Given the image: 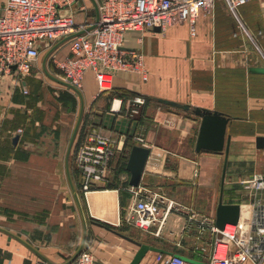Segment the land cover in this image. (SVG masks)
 Masks as SVG:
<instances>
[{"label": "crops", "instance_id": "obj_1", "mask_svg": "<svg viewBox=\"0 0 264 264\" xmlns=\"http://www.w3.org/2000/svg\"><path fill=\"white\" fill-rule=\"evenodd\" d=\"M2 3L0 0V5ZM63 12L73 14L78 23L95 22V9L90 0H80ZM236 15L242 29L237 27L238 20L224 2L214 0L211 12L196 18L194 36L190 35L185 22L160 31L146 29L141 33H126L122 49L141 53L146 80L135 73L120 71L114 75L110 88L100 92L93 74L85 73L79 88L80 97L77 95L79 110L80 100L83 104L82 134L93 126L115 141L118 149L112 160L109 185L120 183L115 189L108 186L84 196L78 193L84 222L67 176L69 154L75 144L73 141L68 151L74 125L67 112L62 111L67 109L63 107L62 93L64 90V96H69L70 103L73 102L76 98L70 93L71 88L44 73L42 56L29 76L22 79L0 76V264H41L42 260L14 237L27 243L51 264H66L80 247L91 254L93 264H130L138 247L107 229L165 253L187 258L184 253L194 254L197 264H205L213 236L208 229L199 233L187 218L189 211H194L214 220L218 199L216 203L207 201L201 205L194 199L202 186L212 183L223 155L207 160L208 154L194 152L199 119L193 121L155 109V117L166 131H176L180 140L193 142L194 155L189 157L157 148L140 132L139 136L145 138L150 149L137 188L175 204L159 230L157 224L150 233L141 232L125 222L132 196L126 190L130 178L126 164L131 149L126 151L124 145L132 132L142 128L143 121L141 115L129 119L124 109L129 98L141 95L146 99V107L142 108L144 115L151 111L148 104L159 99L229 116L231 121L225 133L230 138L228 171L250 160L245 155L250 153L246 149L251 145L256 152L262 151L255 148V138L264 137V132L249 129L264 130V117L251 125L249 121L239 120L235 124L231 115L242 112L235 107L238 100L244 102L243 113L264 114L261 112L264 111V73L250 71L251 67L264 68V0L246 2L237 9ZM65 54H68V46L62 43L50 55L62 58ZM50 55L45 60V69L57 78L60 73ZM41 74L59 86L51 98L52 107L42 100L45 86ZM23 87L31 92V97L23 94ZM34 94L38 96L31 102ZM119 100L122 101L120 114L109 113L112 101L117 105ZM31 119L32 125L29 124ZM16 136L18 139L13 144ZM130 145L141 146L136 142ZM122 167L125 171L118 173ZM263 169L261 160L254 164L249 176ZM31 178L34 184H27ZM69 179L77 183L74 170ZM226 185L222 202L242 206L243 218L242 209L239 217L242 221L253 197L245 191H227ZM232 192L235 196H231ZM158 255L166 254L147 252L139 264H159Z\"/></svg>", "mask_w": 264, "mask_h": 264}, {"label": "built area", "instance_id": "obj_2", "mask_svg": "<svg viewBox=\"0 0 264 264\" xmlns=\"http://www.w3.org/2000/svg\"><path fill=\"white\" fill-rule=\"evenodd\" d=\"M80 0H3L0 5V76L22 79L31 74L41 52L49 51L64 38L68 54L62 58L50 55L62 81L78 90L86 72L93 74L100 92L110 88L117 72L135 73L146 80L147 75L138 50L123 51L125 34L141 33L146 29L160 30L185 22L191 36L195 35V20L210 13L214 0H99L98 20L95 26L76 22L73 14L63 10ZM235 15L237 9L250 0H222ZM237 27L242 29L238 20ZM22 92L27 94L23 87ZM122 101H112L109 113L120 114ZM145 98L134 95L126 101L125 116L138 117ZM20 132V131H18ZM139 136V135H137ZM133 140L150 149L142 137ZM73 159L77 173L78 191L84 196L92 190L106 187L110 182L111 164L117 145L111 137L96 127H89ZM140 146V147H141ZM243 191L253 197L248 213L237 225L215 227L214 220L189 211L187 221L196 225L198 232L208 229L213 236L207 247L205 264H264V169L241 183ZM132 206L125 218L127 225L150 233L158 230L175 204L162 196L138 188L128 187ZM158 231L156 232V234ZM159 264H192L177 256L158 255ZM43 264V263H42ZM47 264V263H45ZM69 264H93L91 254L81 250Z\"/></svg>", "mask_w": 264, "mask_h": 264}, {"label": "water", "instance_id": "obj_3", "mask_svg": "<svg viewBox=\"0 0 264 264\" xmlns=\"http://www.w3.org/2000/svg\"><path fill=\"white\" fill-rule=\"evenodd\" d=\"M92 4L94 5L95 9V22L89 26L88 29H91L95 26L97 20H98V8L95 0H90ZM156 31H160L159 27L154 28ZM70 38H64L59 43H57L55 46H53L44 56L43 60V70L44 73L51 78L52 80L59 82L71 89L74 90L75 93L80 97V93L78 90L71 87L68 83L56 78L55 76L50 75L46 69H45V60L49 56V54L60 44L64 43L66 40ZM251 72H258V73H264V68L260 67H251ZM80 110L77 122L75 124L73 134L70 140V144L68 146V151L71 148V145L75 139L76 133L78 131L80 122H81V116L83 113V104L80 100ZM156 102H158L161 105H165L174 109H179L185 113H189L193 115L194 117L199 119V127H198V133L195 141V147L194 152L196 154H199L201 152H207V153H219L223 154V164H222V171H221V182H220V191H219V197L217 201V206L215 209V216H214V222L215 227L218 230H222L225 225H237L240 217V211L242 209V206L240 205H227L222 202V192H223V185H224V176L227 166V157L229 152V144H230V138L225 136L226 133V127L229 124L230 117L224 114H221L216 111H209L206 109H200V108H192L188 105H180L174 102L166 101V100H159L157 99ZM18 137H14L12 142L13 144L16 143ZM255 148L257 150H263L264 149V137H256L255 138ZM149 151L143 147L139 146H133L129 152L127 164H126V171L129 173L130 178L128 185L129 187L137 188L140 182V178L143 173V169L148 157ZM67 176L69 180V184L75 199V202L80 210L83 222L84 217L81 210L80 201L78 199L77 193L75 189L73 188V185L69 179V173L67 171ZM94 225L102 227V225L94 222ZM85 226V225H84ZM107 229V228H106ZM1 230V229H0ZM108 231L115 233L119 237L127 240L128 242L132 243L133 245L138 247V251L134 255L132 261L130 264H139L140 261L144 258L147 252H153L156 254H166L167 256H177L183 259L186 262L197 264L195 260H192L190 258L179 256V255H173L171 253H165L160 249H156L147 245H143L135 240H132L128 237L123 236L122 234H119L111 229H107ZM4 232V231H3ZM7 233V232H6ZM16 240H18L21 244H23L27 249H29L32 253H34L37 257H39L44 263L51 264L47 259H45L43 256H41L37 251H35L32 247H30L27 243L23 242L22 240L14 237ZM82 247H80L77 251V253L66 263H71L81 252Z\"/></svg>", "mask_w": 264, "mask_h": 264}, {"label": "rangeland", "instance_id": "obj_4", "mask_svg": "<svg viewBox=\"0 0 264 264\" xmlns=\"http://www.w3.org/2000/svg\"><path fill=\"white\" fill-rule=\"evenodd\" d=\"M45 51L41 52V55L42 57L45 56ZM63 56H66L63 55ZM48 58V57H47ZM52 69V68H51ZM54 72V71H53ZM55 73V72H54ZM41 78L44 82V92L42 93L43 94V97H42V100L43 102H47V103H50L48 104L47 106L49 107H52L53 104L51 103L53 100L51 98L54 97L53 93L54 92H58V88L59 86L58 85H55L53 83V81L51 82L49 78H47V76H45L44 74H41ZM58 78V77H57ZM60 79V78H58ZM61 80V79H60ZM56 88V90H55ZM71 90V94L74 95V97L76 98V100L73 99V102L70 103V98L68 96L65 97L64 95V90H63V100L65 101V104H63V107L64 108H67L66 110L63 109L62 111L64 112H67V115L69 117V120L73 123L74 127H75V124L77 122V119H78V115H79V104H78V96L77 94L74 92L73 89H70ZM263 93H264V90H263ZM61 94V95H62ZM260 94V93H258ZM58 95V93H57ZM60 95V96H61ZM239 95H241V92L239 93ZM262 95V94H260ZM34 98H31L30 101L31 102H34V100L37 98L38 95L34 94ZM53 96V97H52ZM259 96V95H258ZM26 97H31V92H29V90H27V95ZM37 101V100H36ZM237 106L235 105L236 108L239 107V109H242L240 111H242L241 113H233L231 116H232V120L234 121V123L236 124L235 121L239 120V121H249L251 125L254 124L255 121H257L258 119H261L264 117V114L260 115V114H246V113H243V106H242V103H244L243 101H240L238 100L236 102ZM264 104V103H262ZM148 106L150 107V110L151 111H148L146 112V114L144 115V111L143 109H145V107L142 109V113L140 114L142 116V121L143 123L140 125L142 128V130H137L135 132H132V134L130 136H128V139L130 140L129 143L130 144H134L135 141H133L132 138H134L135 136L137 135H141V131L142 133L147 137H149L150 141L152 142V144L157 147V148H163V150H173V151H176L180 154H184L185 156H189V157H193V151H192V146H193V142L190 140L186 141V140H180L179 139V136L177 134L176 131H166L165 128L163 127L162 123L160 122V120H157L156 117H155V109H160L164 112H170V113H173L174 115H177V116H183L184 118L186 119H190V120H193V121H197L198 118L194 117L193 115L189 114V113H185L179 109H174V108H171V107H168V106H165V105H161L159 103H156V102H153V103H149ZM244 107H246V105H244ZM50 111V108L48 109V112ZM261 112H264L263 110H261ZM154 116V117H153ZM39 117V116H38ZM82 117H83V113H82V116H81V122H82ZM139 117V116H138ZM145 119V120H143ZM81 122H80V125H79V128H78V131L76 133V136H75V140H74V148H73V151L70 152L69 154V158L68 159V171H69V174H72V171L74 170V175L76 176L77 173L75 171V168H73V159H74V155L76 153V150L79 146V142L81 141L80 137L82 135V128H81ZM242 123V122H240ZM29 124H33L32 122V119L30 120V123ZM144 131V132H143ZM249 131H252V132H259V133H262L264 132L263 129H255L254 127L249 129ZM138 132V133H137ZM137 134V135H136ZM250 134H253V133H250ZM79 135V136H78ZM78 136V137H77ZM139 137V136H137ZM77 138V139H76ZM79 138V139H78ZM142 139H145L144 137H142ZM113 140V139H112ZM193 140V139H192ZM137 143V142H136ZM250 144H252V142H250ZM247 151H249L250 153L245 155L248 159L250 158L249 161H243L239 167H235L234 166V170H227L225 171V176H224V185H223V188H225V183H227L226 185V189L227 191H239L241 193H243V189H242V185L241 183L245 180H247L250 176H249V173L252 172V168L254 167V164H258L261 162V160L263 161V164H264V150L262 151H259V152H256L254 150V147L251 145L250 146V149H246ZM253 153V154H252ZM203 154H208V156L205 158L207 160H212L214 159L213 156H222L223 154H219V153H207V152H204ZM260 157V158H259ZM253 158V159H252ZM252 159V160H251ZM219 164H218V167L216 169V176H214L213 178V181L211 184L207 185V186H202V188H200V193L199 194H196L195 196V199L194 201L196 203H198L197 205H201L202 203H206L207 201L209 202H215L217 201L218 197H219V191H220V182H221V171H222V161H223V156L219 158ZM207 164V163H205ZM262 168V167H261ZM73 169V170H72ZM71 170V171H70ZM234 171V172H233ZM243 176V177H241ZM249 176V177H247ZM72 179V178H71ZM208 181L211 182V179L208 178ZM120 182L118 181V184ZM27 184H34V181H33V178H31L30 180L27 181ZM72 184H73V187L75 189V191H77V196H78V188H79V184L78 183H75L73 182L72 180ZM110 186L109 184L106 186L108 187ZM76 187H77V190H76ZM105 187V188H106ZM233 193V192H232ZM80 194V193H79ZM81 195V194H80ZM235 196V194H231V196ZM78 199L80 201V197L78 196ZM200 207V206H199ZM198 210V209H197ZM205 212V211H204ZM45 264L43 261H41V264Z\"/></svg>", "mask_w": 264, "mask_h": 264}, {"label": "trees", "instance_id": "obj_5", "mask_svg": "<svg viewBox=\"0 0 264 264\" xmlns=\"http://www.w3.org/2000/svg\"><path fill=\"white\" fill-rule=\"evenodd\" d=\"M145 101H146V99H145ZM145 103H146V102H145ZM129 141H130V140L127 138V139H126V142H125V145H124V149H125L126 151H128V152H129V150H130L131 147H132V146L130 145ZM122 171H125L124 167L120 168V169L118 170V173H120V172H122ZM117 185H118V183H117V184H111L108 188L115 189V187H117ZM182 254H183V253H182ZM183 255L188 256V257L191 258V259L197 260V257H196L194 254L184 253Z\"/></svg>", "mask_w": 264, "mask_h": 264}, {"label": "bare ground", "instance_id": "obj_6", "mask_svg": "<svg viewBox=\"0 0 264 264\" xmlns=\"http://www.w3.org/2000/svg\"><path fill=\"white\" fill-rule=\"evenodd\" d=\"M243 211H244V210L242 209V215H241V219L243 218Z\"/></svg>", "mask_w": 264, "mask_h": 264}]
</instances>
